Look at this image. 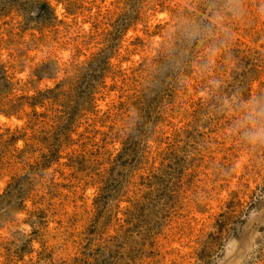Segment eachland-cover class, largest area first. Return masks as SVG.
<instances>
[{
	"label": "rangeland",
	"instance_id": "1",
	"mask_svg": "<svg viewBox=\"0 0 264 264\" xmlns=\"http://www.w3.org/2000/svg\"><path fill=\"white\" fill-rule=\"evenodd\" d=\"M264 0H0V264H264Z\"/></svg>",
	"mask_w": 264,
	"mask_h": 264
},
{
	"label": "clouds",
	"instance_id": "2",
	"mask_svg": "<svg viewBox=\"0 0 264 264\" xmlns=\"http://www.w3.org/2000/svg\"><path fill=\"white\" fill-rule=\"evenodd\" d=\"M246 125H251L244 133L247 140L252 143L264 142V106L258 108L256 104L252 105L240 122V126Z\"/></svg>",
	"mask_w": 264,
	"mask_h": 264
}]
</instances>
